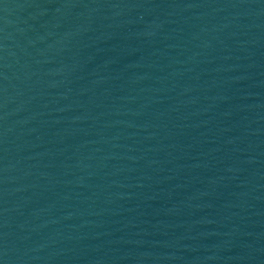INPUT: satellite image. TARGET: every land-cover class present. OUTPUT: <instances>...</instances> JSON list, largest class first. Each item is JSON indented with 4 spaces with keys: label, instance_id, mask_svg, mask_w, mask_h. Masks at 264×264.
I'll return each instance as SVG.
<instances>
[{
    "label": "water",
    "instance_id": "95a60500",
    "mask_svg": "<svg viewBox=\"0 0 264 264\" xmlns=\"http://www.w3.org/2000/svg\"><path fill=\"white\" fill-rule=\"evenodd\" d=\"M0 264H264V0H0Z\"/></svg>",
    "mask_w": 264,
    "mask_h": 264
}]
</instances>
